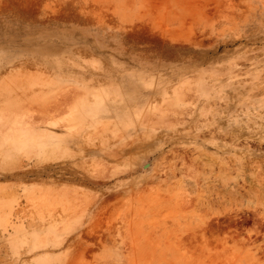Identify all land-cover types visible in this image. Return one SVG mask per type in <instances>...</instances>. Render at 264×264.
Returning a JSON list of instances; mask_svg holds the SVG:
<instances>
[{"label":"rangeland","instance_id":"1","mask_svg":"<svg viewBox=\"0 0 264 264\" xmlns=\"http://www.w3.org/2000/svg\"><path fill=\"white\" fill-rule=\"evenodd\" d=\"M0 264H264V0H0Z\"/></svg>","mask_w":264,"mask_h":264},{"label":"bare ground","instance_id":"2","mask_svg":"<svg viewBox=\"0 0 264 264\" xmlns=\"http://www.w3.org/2000/svg\"><path fill=\"white\" fill-rule=\"evenodd\" d=\"M68 125V124H67Z\"/></svg>","mask_w":264,"mask_h":264}]
</instances>
